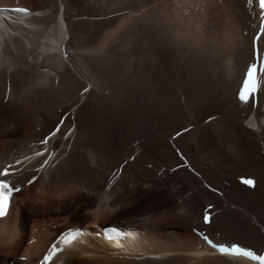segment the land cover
Instances as JSON below:
<instances>
[{
  "label": "bare ground",
  "instance_id": "1",
  "mask_svg": "<svg viewBox=\"0 0 264 264\" xmlns=\"http://www.w3.org/2000/svg\"><path fill=\"white\" fill-rule=\"evenodd\" d=\"M2 7L28 14L0 10V173L18 170L6 176L17 193L0 220V264H37L76 227L84 239L51 264H254L214 252L192 230L264 246V95L253 109L239 94L255 1ZM59 125L51 154L33 158ZM107 225L138 238L115 251L95 230Z\"/></svg>",
  "mask_w": 264,
  "mask_h": 264
}]
</instances>
